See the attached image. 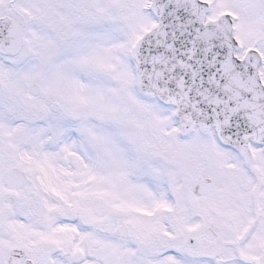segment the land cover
<instances>
[{
  "label": "snow or ice",
  "instance_id": "6c2138e0",
  "mask_svg": "<svg viewBox=\"0 0 264 264\" xmlns=\"http://www.w3.org/2000/svg\"><path fill=\"white\" fill-rule=\"evenodd\" d=\"M0 264H264V0H0Z\"/></svg>",
  "mask_w": 264,
  "mask_h": 264
}]
</instances>
